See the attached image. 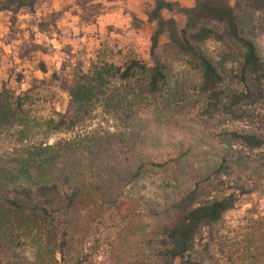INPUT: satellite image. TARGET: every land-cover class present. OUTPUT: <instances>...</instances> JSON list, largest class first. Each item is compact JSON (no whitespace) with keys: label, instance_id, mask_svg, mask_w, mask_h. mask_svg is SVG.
Here are the masks:
<instances>
[{"label":"trees","instance_id":"obj_1","mask_svg":"<svg viewBox=\"0 0 264 264\" xmlns=\"http://www.w3.org/2000/svg\"><path fill=\"white\" fill-rule=\"evenodd\" d=\"M36 4L37 0H0V12L33 11ZM165 12L182 14L184 27ZM144 14L149 23H156L151 52L166 36L199 69L201 99L178 107L157 106L143 118V97L135 103L129 95L126 103L115 101L112 92L105 97L106 78L129 82L140 74V95L156 96L168 82L164 63L149 65L135 56L122 66L110 64L84 73L71 89L77 110L84 116L93 107L116 111L124 128L114 132L93 128L54 144H29L0 155L1 235L16 246L33 242L40 253L49 252V259L57 262L60 256L66 263L80 246L75 211L89 207L98 216L113 212L132 226L143 209L127 199L129 189L140 178L170 171L178 193L165 217L147 212L160 219L133 244L132 264H206L207 256L216 259L213 243L220 246L225 264H258L264 257V234L246 231L223 241L221 229L238 200L229 192L231 167H255L264 173V58L255 34L245 27L264 14V0H194L190 7L154 0ZM209 40L233 48L237 63L232 73L220 69L203 51L201 45ZM24 105L20 96L14 108L0 101V124L26 113ZM69 119L62 114L48 123L55 132L73 131L86 118L77 114L75 121ZM226 123L244 125L227 129ZM171 130L182 131L186 138L168 140L165 134ZM236 142L245 155H239ZM253 153L256 159L251 158ZM258 222L250 228L264 230ZM224 243L228 249L221 247ZM89 254L76 257L72 264H90ZM0 264L6 263L0 259Z\"/></svg>","mask_w":264,"mask_h":264},{"label":"rangeland","instance_id":"obj_2","mask_svg":"<svg viewBox=\"0 0 264 264\" xmlns=\"http://www.w3.org/2000/svg\"><path fill=\"white\" fill-rule=\"evenodd\" d=\"M63 1L37 0L33 11L0 12V101L14 108L16 98L20 96L25 102L23 109L26 112H19L14 118H8L0 124V155L29 144H54L93 128L110 132L124 128L117 112L103 110L102 106L93 107L84 116L77 110L71 89L84 73L106 68L110 64L122 66L135 56L149 65L158 62L166 65L168 82L163 92L156 96H141L143 76L140 74L129 82L107 76L109 82L104 88L105 97L112 92L115 101L123 100L124 103L127 95L133 98L134 103L143 97V109L140 112L143 118L150 117L157 106L169 103L178 107L201 99L199 69L171 45L166 36L161 38L155 52H151L150 37L156 23H149L144 13L154 0H140L135 6L137 16L131 15L136 21L140 20L131 31L124 20L128 8L123 4L122 7L112 4L108 8L102 2L105 0ZM91 1L95 4L89 5ZM168 1L178 2L184 7L194 4V0ZM111 8L116 14L107 20L104 16ZM165 15L175 16L180 28L184 27L185 17L182 14L165 12ZM245 27L255 34L264 58V14H257L254 21ZM201 48L220 69L226 68L232 73L237 62L234 50L227 42L209 40ZM130 87L132 92L128 93ZM261 112L263 114L264 109ZM62 114H67L69 120L73 121L77 114L86 119L75 125L73 131L55 132L48 122ZM78 125L81 128H77ZM242 125L226 123L224 127L236 129ZM165 137L172 141L186 138L182 131L173 130L167 131ZM235 145L240 151L239 155L247 153L239 142ZM256 156V153L251 154L253 159ZM227 181L229 192H235L238 200L222 226L223 241L246 231H251L254 236L264 234V230L250 228L253 221H259L264 228V173L255 167L244 168L234 164ZM178 189L170 171L140 178L127 192V199H132L143 209L132 226H127L113 212L98 216L89 207L75 211L73 221L80 246L68 256L66 263L60 256H57V262L49 259V252L45 255L40 253L33 242L27 241L16 246L1 235V231L0 259L6 264H72L76 257L90 253V264H132L129 253L133 244L142 239L144 233L154 230L160 219L147 212L157 211L161 213L159 216L165 217ZM212 246L216 259L207 256L205 263L216 264L219 260L220 264H225L219 253L220 246L217 243ZM221 247L229 248L226 243ZM258 264H264V257Z\"/></svg>","mask_w":264,"mask_h":264},{"label":"crops","instance_id":"obj_3","mask_svg":"<svg viewBox=\"0 0 264 264\" xmlns=\"http://www.w3.org/2000/svg\"><path fill=\"white\" fill-rule=\"evenodd\" d=\"M57 0H54V2H56ZM67 1H69V0H64L63 2H67ZM76 2H77V0H76ZM102 2H104V4H107L108 5V8L112 5V4H114V5H116V6H118V7H122L121 5L123 4V6L125 7V8H128V15L126 16L127 18H125L124 20L126 21V24L128 25V30H133V29H135V25H136V23H139L138 21L140 20V19H138V21H136L135 19H134V17L132 16V15H136L135 13H136V11H134L135 9V6L137 5V4H139L140 3V0H123V1H121V0H118V2H114V3H111V2H109L108 0H105V1H102ZM91 4H95V3H93L92 1L89 3V5H91ZM188 7H190V6H188ZM134 12V13H133ZM116 13H114V11L112 10V8H111V11L109 12V13H107L105 16H104V18L105 19H107V20H109V17H112L113 15H115ZM132 14V15H131ZM137 16V15H136ZM141 23V22H140ZM103 24V22H101V25Z\"/></svg>","mask_w":264,"mask_h":264}]
</instances>
